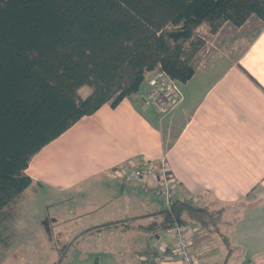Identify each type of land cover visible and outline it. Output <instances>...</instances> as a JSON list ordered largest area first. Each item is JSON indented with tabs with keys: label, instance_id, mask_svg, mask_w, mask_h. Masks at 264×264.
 <instances>
[{
	"label": "crops",
	"instance_id": "obj_1",
	"mask_svg": "<svg viewBox=\"0 0 264 264\" xmlns=\"http://www.w3.org/2000/svg\"><path fill=\"white\" fill-rule=\"evenodd\" d=\"M193 66L173 110L160 113L142 88L83 116L30 159L31 184L16 201L35 204L54 234L68 235L59 264H182L170 257L173 239L157 231L165 200L118 171L138 156L165 159L173 200L221 211L217 234L186 224L198 264L233 260L235 245L264 264V24L232 60Z\"/></svg>",
	"mask_w": 264,
	"mask_h": 264
},
{
	"label": "trees",
	"instance_id": "obj_2",
	"mask_svg": "<svg viewBox=\"0 0 264 264\" xmlns=\"http://www.w3.org/2000/svg\"><path fill=\"white\" fill-rule=\"evenodd\" d=\"M251 18L264 24V0H0V219L31 184L25 170L43 146L137 94L153 71L185 84L205 43L197 28L214 35ZM156 214L157 231L219 232L220 210L173 200Z\"/></svg>",
	"mask_w": 264,
	"mask_h": 264
},
{
	"label": "rangeland",
	"instance_id": "obj_3",
	"mask_svg": "<svg viewBox=\"0 0 264 264\" xmlns=\"http://www.w3.org/2000/svg\"><path fill=\"white\" fill-rule=\"evenodd\" d=\"M259 27L260 22L251 18L242 28L236 29L225 23L216 34L207 35V26L200 25L196 34L204 37L205 43L195 55L194 62L212 61L220 58L226 59V61L232 60L246 47ZM142 88L145 90V85H142L140 89ZM88 91L86 86H82L78 90L81 96H85ZM23 205V201L19 199L5 211V216L0 219V264H53L58 253L65 247L60 244L68 235L54 234L53 228L44 222L47 218L39 219L43 210L35 204L31 209H27ZM228 246L231 251L234 250L230 245ZM235 246H233L235 248L232 253L233 260L225 264H260L257 257L249 263L246 255L248 256L251 250L248 245ZM223 247L225 246L209 245L211 250L212 248L213 250H222ZM216 258L220 260L218 255ZM220 263L222 264V261Z\"/></svg>",
	"mask_w": 264,
	"mask_h": 264
},
{
	"label": "built area",
	"instance_id": "obj_4",
	"mask_svg": "<svg viewBox=\"0 0 264 264\" xmlns=\"http://www.w3.org/2000/svg\"><path fill=\"white\" fill-rule=\"evenodd\" d=\"M143 100L152 104L160 113L173 110L182 98L180 87L160 70L153 71L146 79ZM126 182H138L143 189L162 197L167 206L173 201L175 179L164 158L150 161L143 156L126 161L118 168ZM189 227L176 224L163 230L173 239L170 257L182 264H198L191 250Z\"/></svg>",
	"mask_w": 264,
	"mask_h": 264
}]
</instances>
